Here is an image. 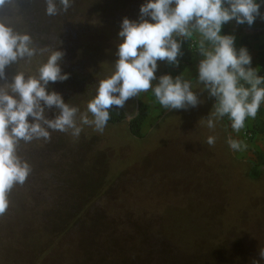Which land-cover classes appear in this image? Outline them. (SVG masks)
I'll use <instances>...</instances> for the list:
<instances>
[{"label": "rangeland", "instance_id": "rangeland-1", "mask_svg": "<svg viewBox=\"0 0 264 264\" xmlns=\"http://www.w3.org/2000/svg\"><path fill=\"white\" fill-rule=\"evenodd\" d=\"M142 3L132 0L130 7L71 14L66 18L70 24L56 23L42 34L39 47L65 52L62 70L70 77L50 87L67 103L87 110L99 80L114 71L122 18L136 19ZM46 59L47 54L25 60L19 71L36 75ZM5 72L11 79L14 73ZM138 99L150 105L142 138L133 137L128 128ZM124 107L129 117L107 124L103 132L83 126L79 137L54 131L47 142L19 143L18 153L42 144V156L36 159L41 163L38 169L31 167L23 185L11 190L9 207L0 215V264H78L83 240L107 221L151 227L182 251L238 242L245 254L241 264H253L258 249L264 248V204L259 205L264 199V180L259 179L264 138L247 142L242 137L248 148L232 151L246 160L238 164L223 151L217 126L207 127L209 112L201 105L167 110L149 90ZM209 136L215 137L211 146ZM72 181L82 182V187H72ZM105 240L107 246L114 245Z\"/></svg>", "mask_w": 264, "mask_h": 264}, {"label": "clouds", "instance_id": "clouds-1", "mask_svg": "<svg viewBox=\"0 0 264 264\" xmlns=\"http://www.w3.org/2000/svg\"><path fill=\"white\" fill-rule=\"evenodd\" d=\"M74 2L45 0V13H66ZM10 3L0 0V7ZM262 5L264 0H143L136 19L122 18L114 71L99 80L85 112L50 87L70 77L62 70L65 52L60 47H38L30 33L12 27L10 17L0 18V81L4 82L0 86V215L9 207L11 190L23 185L32 170L18 154L21 141L47 142L54 131L79 137L83 126L103 132L112 107L122 108L130 98L149 90L167 110L195 108L204 102L200 92L206 91L214 98L207 127L214 129L227 117L232 131L239 134L264 105V75L252 66L247 47L237 48L235 36L222 34V27L231 21L252 26L257 18L264 20ZM190 39L198 42L200 91H194L192 81L183 75L157 76L159 62L179 66L182 45ZM44 54L47 59L39 64L36 75L17 71L8 79V66ZM206 142L213 145L215 137L209 136ZM226 143L233 152L248 148L243 139L231 135ZM260 261H264V248L258 249L253 264Z\"/></svg>", "mask_w": 264, "mask_h": 264}, {"label": "trees", "instance_id": "trees-1", "mask_svg": "<svg viewBox=\"0 0 264 264\" xmlns=\"http://www.w3.org/2000/svg\"><path fill=\"white\" fill-rule=\"evenodd\" d=\"M131 2L132 0H75L66 13L62 12L56 16H48L45 13V0H12V3L0 7V18L10 17L12 27L17 28L19 32L30 33L35 44L39 47V44L42 43V34L45 35L46 29L56 23H60V25L70 24L72 20L66 18L71 14H86L101 7H105L106 10H114L120 6H128V3ZM261 11L264 12V5L261 6ZM245 27L256 32H263L264 20L257 18L252 26L245 24ZM23 61L25 60L10 65L5 70L9 73L17 72ZM162 63V70L157 76L168 71L167 63ZM192 83L194 91H200L203 87L196 83V77L192 80ZM200 96L204 100L200 104L201 108L204 112L210 113L214 98L208 97L206 91L200 92ZM109 111L110 119L107 124L122 123L129 117L124 106L122 108L112 107ZM149 113L150 105L138 99L135 111L128 122L129 132L133 137H143L142 126ZM216 126L220 139L224 143L223 151L227 152L232 160L238 164L246 162V160L236 158L226 143L229 137L226 119L217 122ZM18 154L27 160L34 170L38 169L41 161L37 162L36 159L42 156V144L40 148H30L27 152ZM248 164L247 167L252 168V165ZM259 179L264 180V167ZM33 181L34 184L37 182L36 179ZM80 183L82 184V182L72 181L71 186L80 188L82 187ZM262 204H264V199L259 205ZM253 207L255 206L252 204L251 208ZM96 226H94L92 237L85 238L81 243L84 254L78 264H241L245 260L244 250L238 242L225 241L216 248L189 252L172 247L163 235L151 232V227L144 226L145 228H143L142 225L135 226L129 222L118 226L114 224V221L103 222L98 228ZM105 237H108L114 245L107 246L109 244L106 242Z\"/></svg>", "mask_w": 264, "mask_h": 264}, {"label": "crops", "instance_id": "crops-1", "mask_svg": "<svg viewBox=\"0 0 264 264\" xmlns=\"http://www.w3.org/2000/svg\"><path fill=\"white\" fill-rule=\"evenodd\" d=\"M222 34L234 35L237 48L241 46L247 47L252 56V66L257 68L259 73L260 69L264 67V31L256 32L249 30L245 27V24L237 25L235 21H231L223 25ZM179 59V66L173 67L168 65V71L166 73H171L173 76L183 75L185 78H188L192 81L197 75V63L200 59V56L194 55L193 52L187 48L185 41L182 45V56L179 57ZM225 119L228 124L230 132L229 135L236 139H242V130L239 134L234 133L230 127V122L227 117H225ZM247 123L250 127H254L255 129L260 128L258 131L260 132V138H264V105L261 106L256 118L248 120ZM252 148L255 151L254 147Z\"/></svg>", "mask_w": 264, "mask_h": 264}, {"label": "built area", "instance_id": "built-area-1", "mask_svg": "<svg viewBox=\"0 0 264 264\" xmlns=\"http://www.w3.org/2000/svg\"><path fill=\"white\" fill-rule=\"evenodd\" d=\"M198 42L195 39H190L186 41L187 48L193 52L194 55H199L197 51ZM260 75H264V67H262L259 71ZM242 137H244L247 142H251L253 139H260V135L256 134V129L254 127H250L246 121V127L242 130Z\"/></svg>", "mask_w": 264, "mask_h": 264}]
</instances>
